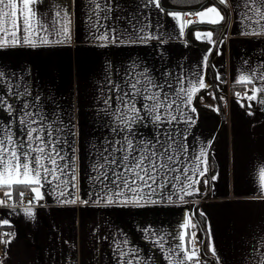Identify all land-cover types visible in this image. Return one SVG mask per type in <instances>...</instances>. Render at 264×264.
Returning <instances> with one entry per match:
<instances>
[{"label": "crops", "instance_id": "crops-1", "mask_svg": "<svg viewBox=\"0 0 264 264\" xmlns=\"http://www.w3.org/2000/svg\"><path fill=\"white\" fill-rule=\"evenodd\" d=\"M54 3L74 12L71 40L55 45L0 48V72L5 74L0 81V93L9 82L27 85L32 96L39 95L38 103L46 113L75 125L79 157L77 194L88 203L78 200L74 205L60 204L45 187L44 204L32 207L34 216L25 214L26 206L4 208L0 220L7 219L9 224L0 225V230L13 235L6 253L0 256V264H119L117 245L142 264H167V248L178 242L181 225L189 216L197 224V235L201 239L203 234L206 244L207 227L211 226L221 264H241L246 242L257 233H264V200L259 199L258 177L253 175V163L264 161V106L251 102L252 108L248 109L249 103L244 99L238 101L234 95L229 97L227 90L235 91L234 87L241 85L235 83L241 73L248 74L251 68L264 63V40L242 35V25L233 10L221 38L224 42L218 43L212 52L214 44L204 38L197 40L195 32L214 29L216 40L221 31L217 26L199 23V18L193 15V21L197 22L186 25L184 35H180L179 25L186 22L187 16L182 15L179 20L168 16L169 11H180L175 7L162 3L165 11L161 12L151 6L145 8L144 0H114L119 5L112 14L114 21L117 13L125 18H139L142 23L138 27L145 20L150 21L142 35L157 38L105 46L93 38L95 32L88 22L86 0H76L74 7L71 0H43L36 6L38 14L52 9ZM183 10L182 14L188 12ZM119 27L124 33L129 26L121 20ZM205 56L207 67L202 66ZM133 67L138 72L147 70L158 83L166 81L176 87L178 79L187 86L200 76L205 78L207 88L197 93L198 98L193 101L196 112L189 111L195 123L191 127L180 125L187 130L188 141L196 152L202 144L212 141L210 176L206 178L210 180L213 175L217 178L208 185L201 184L200 195L185 197L183 201L173 196L169 201L168 192L151 196L145 193L146 199L140 204L112 205L97 204L91 195L92 145L102 135L98 131V93L105 80H118ZM222 111L225 118L217 131ZM248 111L254 115H248ZM9 118V114L0 110V120ZM139 132L149 139L154 129L145 122ZM18 189L14 198L25 188ZM194 206L199 224L194 218ZM201 223L206 234L200 231ZM157 237L164 238L165 249L155 243Z\"/></svg>", "mask_w": 264, "mask_h": 264}, {"label": "snow or ice", "instance_id": "snow-or-ice-1", "mask_svg": "<svg viewBox=\"0 0 264 264\" xmlns=\"http://www.w3.org/2000/svg\"><path fill=\"white\" fill-rule=\"evenodd\" d=\"M43 0H0V48L10 45H55L71 40L72 16L69 7L54 3L52 9L38 14L36 6ZM76 0H71L74 7ZM88 22L94 29V39L107 44H124L125 40L156 39L144 36V28L150 25L135 16L127 18L119 13L113 20V11L119 8L114 0H86ZM149 6L164 12L162 0H144ZM203 7V5H202ZM233 10L237 22L242 25V35L264 40V0H215L203 10L181 13L169 11L166 14L175 20L182 15L196 16L199 23L218 26L227 24ZM125 20L128 29L121 32L119 22ZM197 21L186 20L179 25L180 35H184L186 25ZM213 30L196 31L197 40L204 38L210 44L224 41L213 39ZM123 37V38H122ZM208 57H203V67H207ZM247 64L248 61H245ZM5 74L0 72V81ZM219 79V73H217ZM179 87L168 82L158 83L147 70L136 71L135 67L126 71L118 80L108 78L97 97L98 131L102 133L92 145L90 177L95 202L108 205L115 203L140 204L148 196L168 192V200L173 196L181 201L185 197L201 194L200 185H208L216 176L207 179L209 172V152L212 141L202 144L196 152L188 141L187 130L195 123L193 107L197 93L207 88L205 78L189 81L177 80ZM236 84L252 85L243 93H234L237 100L257 102L264 106V63L251 68L248 74L241 73ZM2 86V85H0ZM14 100L17 103H10ZM39 95L32 96L29 86L9 82L0 93V110L9 114L7 121L0 120V205L12 200L15 188H25L34 194L35 203L44 199L42 189L47 187L60 204H87L79 198L77 132L74 124H65L62 119L50 116L38 103ZM18 104V106H17ZM241 107H245L241 103ZM251 109L252 104H247ZM264 110V107H262ZM248 115H254L248 111ZM147 122L153 129L151 138L145 139L139 129ZM71 138V139H69ZM253 175L258 177L259 199L264 200V161L253 163ZM24 191L19 192L23 200ZM123 198V199H119ZM91 199V196L89 197ZM153 203L155 201H152ZM29 205L33 200L28 201ZM14 206V205H13ZM24 212L34 216L31 206ZM201 216L204 214L201 212ZM7 219L0 225L7 226ZM178 242L169 245L165 259L167 264H221L211 237V226L207 227L208 243L206 251L197 247V224L189 216L181 225ZM189 229L193 231L189 232ZM12 233H0V244L9 245ZM202 243V241H200ZM124 241V244H127ZM155 243L165 249L163 237ZM135 252V249H130ZM119 264H142L136 256L129 257L117 245ZM210 254V255H209ZM241 264H264V233H257L246 242Z\"/></svg>", "mask_w": 264, "mask_h": 264}, {"label": "built area", "instance_id": "built-area-1", "mask_svg": "<svg viewBox=\"0 0 264 264\" xmlns=\"http://www.w3.org/2000/svg\"><path fill=\"white\" fill-rule=\"evenodd\" d=\"M186 19H187V20H188V19H192V20H194V16H187ZM251 87H252L251 85H247V86H245V87L237 88V89H236L235 91H233V92L231 91V88H229V89L227 90V93H228L227 95L230 97V96H233L234 93H236V92H240L241 95H242V97H243V93H244L245 91L249 90ZM244 100H245L247 103H251V102H252V101H247L246 99H244ZM22 191L25 192V196H24L23 200L20 199L19 194L14 198V197H13L14 192H13V194H12V200L8 201V203L5 204V205H0V213L2 212V210H3L4 208L13 207V205H14V206H26V207L31 206V207H33V206H41V205L44 204V201H43V200H41L38 204L35 203V201H34V194L30 193L27 189H24V190H22ZM0 199H6V198L3 197L2 194H0ZM29 200H33V204H32V205H29V204H28V201H29ZM0 233H3V232L0 230ZM197 236H198L199 239H198V242H197L196 246H197V247H200V246H201V242H200L201 239H200V236H199V235H197ZM6 251H7V246L0 244V256L3 255V254H5Z\"/></svg>", "mask_w": 264, "mask_h": 264}, {"label": "trees", "instance_id": "trees-1", "mask_svg": "<svg viewBox=\"0 0 264 264\" xmlns=\"http://www.w3.org/2000/svg\"><path fill=\"white\" fill-rule=\"evenodd\" d=\"M215 0H162L163 5L167 6V7H175V8H181V9H186L188 10V12H195L194 7H198L200 4H202L203 6L208 4V3H214ZM193 10V11H192ZM224 23H222L221 25L217 26V30L222 28ZM205 27H208V25H205ZM218 34V33H217ZM247 86L246 84H241L238 87H234V88H241V87H245ZM231 91L233 92L234 90ZM18 188H15L13 190V192H15V194L18 193ZM201 229L203 230V232L206 234L205 231V227H204V223H201ZM206 241L203 245V249L204 251H206ZM210 255V254H209Z\"/></svg>", "mask_w": 264, "mask_h": 264}, {"label": "water", "instance_id": "water-1", "mask_svg": "<svg viewBox=\"0 0 264 264\" xmlns=\"http://www.w3.org/2000/svg\"><path fill=\"white\" fill-rule=\"evenodd\" d=\"M201 7H202V4L199 5L198 7L194 8L193 10H196V11H197V10H199ZM173 9L180 10V11H184L183 9H179V8H173ZM193 10H192V11H193ZM228 23H229V19H228L227 24H223V26H222V28H221V31H220V33H219V35H218V37L216 38L215 41L218 42V41L221 40L222 36L224 35V33H225L226 29H227ZM217 45H218V44H214L213 49H212V52L215 50V48L217 47ZM212 86H213V88H214V91H215L216 97L218 98V94H217V92H216V89H215V83H214V80H213V79H212ZM224 118H225V116H224V112L222 111V118H221V121H220V124H219V126H218L217 131H219L221 125L223 124ZM216 133H217V132H216ZM209 150H210V148L208 149V152H209ZM207 176H208V178H209V176H210V171L208 172V175H207ZM207 194H208V192L205 194V196H204L203 198H205ZM195 207H196V206L193 207V214H194V218H195L196 222L199 224L198 215H196V213H195ZM199 226H200V225H199ZM200 231H202V229H201ZM201 241H202V243H201V251L203 252V251H204V249H203V245H204V236H203V234H202Z\"/></svg>", "mask_w": 264, "mask_h": 264}]
</instances>
